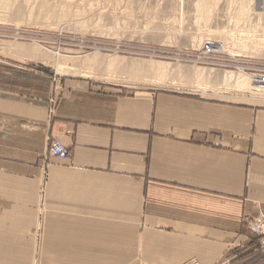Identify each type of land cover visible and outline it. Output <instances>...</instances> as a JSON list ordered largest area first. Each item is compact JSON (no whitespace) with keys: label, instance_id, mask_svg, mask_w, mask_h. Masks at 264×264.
<instances>
[{"label":"crops","instance_id":"1","mask_svg":"<svg viewBox=\"0 0 264 264\" xmlns=\"http://www.w3.org/2000/svg\"><path fill=\"white\" fill-rule=\"evenodd\" d=\"M2 50L0 264H33L40 228L41 264H264V105L81 82L51 120V81ZM50 140L71 155L42 179Z\"/></svg>","mask_w":264,"mask_h":264},{"label":"rangeland","instance_id":"2","mask_svg":"<svg viewBox=\"0 0 264 264\" xmlns=\"http://www.w3.org/2000/svg\"><path fill=\"white\" fill-rule=\"evenodd\" d=\"M207 42L215 58L204 56ZM0 44L14 47V81H51V120L59 94L81 82L264 105L226 81L264 70V0H0Z\"/></svg>","mask_w":264,"mask_h":264},{"label":"built area","instance_id":"3","mask_svg":"<svg viewBox=\"0 0 264 264\" xmlns=\"http://www.w3.org/2000/svg\"><path fill=\"white\" fill-rule=\"evenodd\" d=\"M202 52L206 58H215L217 54L216 46L213 42H207L202 47ZM238 69L239 66H234ZM253 83L259 85L261 88H264V70L252 72L249 74ZM71 150L65 146L62 142L58 140H50L48 151L47 153L42 157V170L44 172V176H48V170L50 165V160L52 158H59V159H67L70 157ZM250 231L255 234L259 235L260 237V244L261 247L264 249V214L256 220L254 223H252L249 227ZM185 264H200L197 260H191L188 261Z\"/></svg>","mask_w":264,"mask_h":264},{"label":"bare ground","instance_id":"4","mask_svg":"<svg viewBox=\"0 0 264 264\" xmlns=\"http://www.w3.org/2000/svg\"><path fill=\"white\" fill-rule=\"evenodd\" d=\"M0 47L8 49L10 51L13 50L12 48H14L11 45H5V44H0ZM245 75H246V73L245 74H238V75L232 73L226 77V81H236V83H235L236 88L240 92H242L244 94V96H251L249 98H252V99L264 98V88H260L259 85L255 84V83H253V81H251L252 79L250 76H248V75L245 76ZM40 232H42L41 228L38 230V233H40ZM41 239H42V236H41Z\"/></svg>","mask_w":264,"mask_h":264}]
</instances>
